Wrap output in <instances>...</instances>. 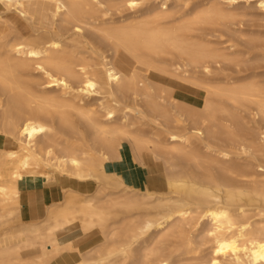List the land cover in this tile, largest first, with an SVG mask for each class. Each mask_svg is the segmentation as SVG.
I'll list each match as a JSON object with an SVG mask.
<instances>
[{"label":"bare ground","instance_id":"obj_1","mask_svg":"<svg viewBox=\"0 0 264 264\" xmlns=\"http://www.w3.org/2000/svg\"><path fill=\"white\" fill-rule=\"evenodd\" d=\"M235 1L0 0V264H264V39H213Z\"/></svg>","mask_w":264,"mask_h":264},{"label":"rangeland","instance_id":"obj_2","mask_svg":"<svg viewBox=\"0 0 264 264\" xmlns=\"http://www.w3.org/2000/svg\"><path fill=\"white\" fill-rule=\"evenodd\" d=\"M197 2L199 0H189ZM235 10L238 13V20L231 26V31H215L213 39L223 42V46L231 42L238 44V48L245 50V46L240 39L250 36H257L264 39V17L259 14L256 0H236ZM2 6H0V9Z\"/></svg>","mask_w":264,"mask_h":264},{"label":"crops","instance_id":"obj_3","mask_svg":"<svg viewBox=\"0 0 264 264\" xmlns=\"http://www.w3.org/2000/svg\"><path fill=\"white\" fill-rule=\"evenodd\" d=\"M145 168V167H144ZM142 178L146 181V169L142 171ZM60 189L57 184L42 186L41 192L37 193L38 199L35 203V208L38 209V212L43 211V207L52 203L53 200H56L59 197Z\"/></svg>","mask_w":264,"mask_h":264}]
</instances>
